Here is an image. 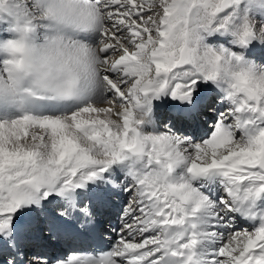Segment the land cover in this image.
Wrapping results in <instances>:
<instances>
[{"label": "snow or ice", "instance_id": "snow-or-ice-1", "mask_svg": "<svg viewBox=\"0 0 264 264\" xmlns=\"http://www.w3.org/2000/svg\"><path fill=\"white\" fill-rule=\"evenodd\" d=\"M0 264H264V0H0Z\"/></svg>", "mask_w": 264, "mask_h": 264}, {"label": "bare ground", "instance_id": "bare-ground-1", "mask_svg": "<svg viewBox=\"0 0 264 264\" xmlns=\"http://www.w3.org/2000/svg\"><path fill=\"white\" fill-rule=\"evenodd\" d=\"M167 106H161L159 109V117L162 119L164 118L168 113ZM208 127L211 126V121H209ZM205 125L202 123H195L192 125H184V131L188 132L189 134H193L196 136H202L205 131ZM113 201L117 202H126L127 197H113ZM117 209L116 205L113 204L111 206L104 205L101 207H98L96 209V225L97 230L100 232H103L104 229H108V232L104 233V236L110 237L111 228L115 227L117 224L120 223L119 219L117 218ZM84 242H87V238H82ZM82 239H70L65 236L57 237H49L47 235V231L45 229V233L43 238L40 239H32L31 243L34 245L33 250L34 251H45L49 253L50 255H63L64 253L72 254L70 252V249L78 247L82 243ZM95 243H102L106 244L109 243V239L104 240H98L95 241Z\"/></svg>", "mask_w": 264, "mask_h": 264}]
</instances>
